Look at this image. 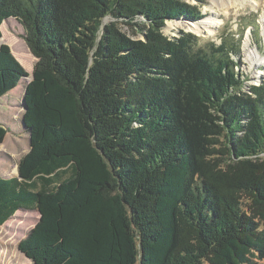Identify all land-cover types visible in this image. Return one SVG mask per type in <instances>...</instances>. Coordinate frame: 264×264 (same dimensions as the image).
<instances>
[{"label": "trees", "instance_id": "1", "mask_svg": "<svg viewBox=\"0 0 264 264\" xmlns=\"http://www.w3.org/2000/svg\"><path fill=\"white\" fill-rule=\"evenodd\" d=\"M10 17L35 62L0 226L39 212L25 257L264 264V75L246 85L241 34L165 35L166 20L202 17L181 0H0V24ZM11 51L0 41V98L28 76Z\"/></svg>", "mask_w": 264, "mask_h": 264}, {"label": "rangeland", "instance_id": "2", "mask_svg": "<svg viewBox=\"0 0 264 264\" xmlns=\"http://www.w3.org/2000/svg\"><path fill=\"white\" fill-rule=\"evenodd\" d=\"M183 3L196 7L202 17L196 20L183 18L166 20L162 31L165 35L175 36L178 31H189L200 37V42L220 41L221 35L233 33L235 37L242 35L239 67L248 79L246 85L258 84L264 75V0H181ZM212 19L214 24L210 30L201 32L187 28V24ZM109 21V18L104 20ZM14 59L23 67L29 76L20 79L18 85L7 95L0 98V124L7 128L0 142V176H16L17 163L28 151V134L23 130L22 95L23 86L29 81L34 56L29 52L24 40V28L14 19L7 18L2 23ZM121 31L135 38L142 34H133V29L119 25ZM3 31V32H4ZM2 36V33H1ZM6 39V38H5ZM11 44V45H10ZM254 49L255 54H249ZM22 59H19L18 55ZM24 60V64L21 62ZM247 88V87H246ZM36 210L19 209L14 215L0 226V264H32L18 250V243L23 239L38 220Z\"/></svg>", "mask_w": 264, "mask_h": 264}, {"label": "bare ground", "instance_id": "3", "mask_svg": "<svg viewBox=\"0 0 264 264\" xmlns=\"http://www.w3.org/2000/svg\"><path fill=\"white\" fill-rule=\"evenodd\" d=\"M221 3H222V6L224 8L227 7L226 3L223 2V0H221ZM213 24H214V21L212 19L207 18L203 21L193 22L191 24H187V28L192 29V30L197 31V32H201L202 30H210V27H212ZM248 53L253 55V54H255V50L249 49ZM27 260L30 261L29 259H27Z\"/></svg>", "mask_w": 264, "mask_h": 264}, {"label": "water", "instance_id": "4", "mask_svg": "<svg viewBox=\"0 0 264 264\" xmlns=\"http://www.w3.org/2000/svg\"><path fill=\"white\" fill-rule=\"evenodd\" d=\"M3 21H4V20H3ZM3 21H2V22H3ZM2 22H1V23H2ZM0 25H1V24H0ZM0 41L3 43L2 36H1V38H0ZM28 76H29V75H28ZM31 78H32V76L30 75L29 80H30ZM7 93H8V92H7ZM7 93H6V94H7ZM6 94H5V95H6ZM5 95H3V96H5ZM22 122H23V121H22ZM37 213L39 214V212H37ZM13 215H14V214H13ZM18 250H19V248H18ZM19 251H20V250H19ZM20 253H22V252L20 251ZM22 254H23V253H22ZM23 255H24V254H23ZM24 257H25V256H24ZM25 258H27V257H25ZM27 259H28V258H27ZM31 263H32V262H31ZM32 264H33V263H32Z\"/></svg>", "mask_w": 264, "mask_h": 264}, {"label": "crops", "instance_id": "5", "mask_svg": "<svg viewBox=\"0 0 264 264\" xmlns=\"http://www.w3.org/2000/svg\"><path fill=\"white\" fill-rule=\"evenodd\" d=\"M12 91V90H11ZM11 91H9L8 93H10ZM24 92V91H23ZM7 95V94H6ZM3 97V96H2Z\"/></svg>", "mask_w": 264, "mask_h": 264}]
</instances>
